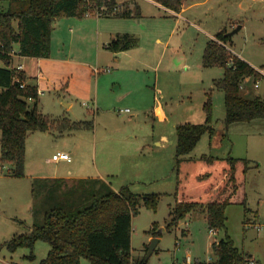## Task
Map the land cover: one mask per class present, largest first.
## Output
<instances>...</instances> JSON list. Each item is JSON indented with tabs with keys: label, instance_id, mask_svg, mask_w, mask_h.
I'll return each instance as SVG.
<instances>
[{
	"label": "rangeland",
	"instance_id": "rangeland-1",
	"mask_svg": "<svg viewBox=\"0 0 264 264\" xmlns=\"http://www.w3.org/2000/svg\"><path fill=\"white\" fill-rule=\"evenodd\" d=\"M137 1L139 16H102L108 33L100 37L96 14L56 19L52 50L61 51V56L43 61L15 59L14 65L23 62L33 67L32 74L40 70L39 108L57 123L47 131L29 134L24 177L13 176L11 165L2 162L0 130V264H36L47 257L51 245L45 240L35 243V261L27 257L31 253L28 247L13 252L6 242L42 223L49 209L79 210L106 193L101 186L118 191L125 185L140 195L161 194L157 211L142 200L140 213L133 218L135 259L146 257L154 223H158L162 236L147 264H187L189 254L192 264H220L212 241L225 230L213 233L203 218H185L180 227L167 229L177 189L176 127L183 122L206 123L204 104L209 96L214 130L205 133L186 157L234 156L261 163L249 171L246 180L248 205L257 213L246 215L242 205H231L226 225L236 246L264 264V118L227 126L224 91L215 84L224 68L203 64L208 41L225 26L229 30L244 23L232 38L231 52L264 69V0H245L242 12L234 5L237 0H198L191 7L186 4L189 8L180 17L148 0ZM239 15L243 20L237 19ZM74 21L88 23L87 31L70 32L69 24ZM63 23L67 26L60 33L63 26L58 24ZM125 31H132L138 44L120 52L107 49L112 41L109 32L118 35ZM4 66L0 59V68ZM260 76L246 82L248 90L243 89V94L264 98V75ZM32 79L37 83V76ZM28 103L30 108L35 104L33 100ZM63 118L92 122L93 127L62 129L58 123ZM162 134L173 143L156 151L154 140ZM61 150L70 152L72 160H54V153ZM70 169L72 174H68ZM55 173L64 178L51 179ZM34 174L48 179L34 178ZM186 221L190 232L183 234ZM82 262L89 264L86 259Z\"/></svg>",
	"mask_w": 264,
	"mask_h": 264
},
{
	"label": "trees",
	"instance_id": "trees-1",
	"mask_svg": "<svg viewBox=\"0 0 264 264\" xmlns=\"http://www.w3.org/2000/svg\"><path fill=\"white\" fill-rule=\"evenodd\" d=\"M153 1L174 12L183 8V0ZM2 2L6 3L5 7ZM140 10L136 0H126L121 4L118 0H0V59L5 63L0 68L1 160L11 165L13 176L26 175L29 134L47 131L57 123V120L41 112L39 87L28 83L27 73L12 65L15 46H19L15 52L17 55L47 58L52 53L56 19L83 18L89 12L130 18L139 16ZM229 32L226 26L222 28L208 41L203 52L205 67L224 68L223 77L215 80V84L224 91L227 126L233 122L264 118V99L243 94L242 87L247 77L259 79L262 74L248 61L231 52L232 37ZM138 42L137 36L123 33L116 35L107 48L120 52L133 48ZM22 84H25L24 87ZM29 99L35 102L32 108L29 107ZM204 110L206 123L183 122L176 127L177 189L167 229L178 226L193 212H203L209 229L226 230L223 238L213 242L217 262L249 264L254 256L235 245L227 231L226 209L229 205H242L246 215L254 212L248 205L246 180L249 171L258 167L259 163L234 156L186 157L202 136L211 131V96L205 102ZM59 121L58 126L62 129L93 127L92 122H77L68 118ZM105 191L79 210L61 206L49 209L42 223L34 224L29 232L15 235L6 242L7 247L13 252L28 247L31 253L27 257L35 261V243L38 240L47 241L51 249L47 257L36 264H83V259L89 264H147L149 246L143 259L133 256V218L138 215L142 200L147 208L157 211L161 194L140 195L127 185L118 191L107 186ZM155 225L152 234L154 238L161 237L162 231H157Z\"/></svg>",
	"mask_w": 264,
	"mask_h": 264
},
{
	"label": "crops",
	"instance_id": "crops-1",
	"mask_svg": "<svg viewBox=\"0 0 264 264\" xmlns=\"http://www.w3.org/2000/svg\"><path fill=\"white\" fill-rule=\"evenodd\" d=\"M119 1V4H121L122 2H124V1H126V0H124V1H121V0H118ZM148 1H150V2H152V3H154V4H156V5H158V6H160V7H163V6H161L160 4H158L157 2H155V1H153V0H148ZM191 1V2H190ZM206 1V0H205ZM244 1L245 0H237V3L238 4H236V3H234V5H237V7H238V9L242 12L243 10H245V8H244V6H245V4H244ZM254 0H252V2H253ZM256 1V0H255ZM133 2V1H132ZM136 2L139 4V2L136 0ZM189 3V7H191V5H193V4H195V3H198V0H183V8H182V10L180 11V12H174V11H171V10H169V12L170 13H172L173 15H177V16H181L182 14H183V12H185V10L186 9H188L189 7H186V4H188ZM140 5V4H139ZM141 8V7H140ZM164 9H167V8H165V7H163ZM94 14H96L97 16V22H96V26H97V29H96V31H97V35H98V37H100V36H102L103 34H105L108 30H107V28H106V25H104L103 24V22H102V19H101V17H102V15H99V13H91L90 15H89V17H92V15H94ZM124 19H127V18H124ZM232 19V18H231ZM237 19H241V17H240V15L239 16H237ZM241 20H243V19H241ZM96 21V20H95ZM71 24H73V26L75 25V27H73V26H70ZM239 24H241V23H239ZM88 23H81V24H77L75 21L73 22V23H70L69 24V31L70 32H73V33H76V32H78V34H83L84 33V31H87V28H88ZM58 26H63V28H61V30H60V33L62 32H64V30H65V27L67 26V23L66 24H58ZM233 27H230V29H229V31H232V28H236L237 26H238V24L236 25V24H234V25H232ZM243 26H244V23L243 24H241V29L243 28ZM54 28H58L57 26L56 27H54ZM107 30V31H106ZM239 32V31H238ZM108 33V32H107ZM125 33H129V34H133L134 35V33H132V31H130V32H128V31H125ZM237 33V32H236ZM121 34H123V33H121ZM109 36L111 37V39L113 40L115 37H116V34L114 35L112 32H109ZM234 36V35H233ZM233 36H232V38H233ZM59 37H60V35H59ZM214 37V36H213ZM158 40L159 41H161V39L160 38H158ZM107 44H109V42L107 43ZM107 44H106V47H107ZM18 48H19V46L18 45H16L15 46V50L16 51H18ZM108 49V48H107ZM233 51V50H232ZM233 53H235L234 51H233ZM61 51H56V52H53V50H52V53H51V56L50 57H47V58H49V59H51V60H53L54 58L53 57H55V56H57V57H59V56H61ZM235 54H237V53H235ZM237 55H239V54H237ZM240 56V55H239ZM20 57H24L25 59H29V58H31V59H38L39 61H43V59L44 58H40V57H28V56H20V55H15L14 56V59H13V66L14 67H17L18 65H23V68H22V70H24L26 73H27V75H28V77H29V79L27 80V82L28 83H30V84H35V85H37L38 87H39V82H38V80H39V75H40V70L38 71V73H37V75L36 74H32L31 73V69L33 68V67H29V66H25V64H23V62L22 63H20V64H18V65H14V62H15V59L16 58H20ZM241 57V56H240ZM116 61L117 62H119V59L118 58H116ZM247 61V60H246ZM96 68H94V70H95ZM96 72V71H95ZM34 76H37V83L36 82H34L33 81V79L32 78H34ZM252 77H247L246 79H245V82H244V84H245V87L243 88V89H247L248 90V86H247V84L250 82H248V80H250ZM246 82H248V83H246ZM255 83H256V81H255ZM257 88H259V87H257ZM39 91H40V88H39ZM40 96H41V92H40ZM260 97H262V96H260ZM263 98V97H262ZM264 99V98H263ZM29 100H32V99H29ZM28 100V101H29ZM39 102H40V100H39ZM255 120V119H254ZM253 120H251V122H252ZM211 131H210V133H212L213 132V130H214V127H213V124H211ZM1 136H2V134H1ZM29 138V137H28ZM155 143H156V145H157V147L155 148V150L156 151H161V150H163L166 146H168V145H171L172 143H173V139H171V138H169L168 136H167V134H162V135H160L159 137H157V138H155ZM28 141H27V148H28ZM61 151H65V152H68V151H66V150H61ZM58 152H60V151H58ZM70 153V152H69ZM54 154H56V153H54ZM71 154V153H70ZM27 155H28V149H27V152H26V166H25V172H26V170H27V166H28V160H27ZM56 161H60V160H56ZM261 165V163L259 164V166ZM68 174H72V170L70 169V170H68ZM27 175V174H26ZM25 175V176H26ZM33 177L34 178H38V177H41V178H43V179H48V177L47 176H45V175H41V174H34L33 175ZM51 179H63L64 177H62V176H58L56 173L55 174H53V175H51V177H50ZM102 190H106V188L104 187L103 188V186H101L100 187ZM113 189V188H112ZM114 190V189H113ZM229 206H231V205H229ZM229 206L227 207V209L229 208ZM173 208V207H172ZM227 209H226V211H227ZM252 209V208H251ZM253 210V209H252ZM46 213V212H45ZM139 213H140V207H139ZM254 213V212H253ZM171 214V213H170ZM44 216H45V214H44ZM199 218H203V219H205V220H207L206 219V214L205 213H203V212H193V213H191V214H189L187 217H186V220L187 219H194V220H196V219H199ZM44 219V218H43ZM182 222V221H181ZM180 222V223H181ZM180 223H179V225H180ZM186 224V227L185 228H183L182 229V233L183 234H188L189 232H190V229H189V222L188 221H186L185 222ZM176 226V227H180V226ZM156 229L159 227V224L158 223H156ZM227 226V225H226ZM32 229V228H31ZM213 233H219V232H221V231H224V230H214V229H210ZM225 233H226V230H225ZM225 236V234L221 237V238H223ZM152 237V235H150V237L149 238H151ZM154 237V236H153ZM160 239H161V237H159ZM221 238H219V239H215V240H213L212 241V248H213V242L214 241H217V240H220ZM177 241H178V239H177ZM176 241V242H177ZM235 245H236V243H235ZM238 247V246H237ZM239 248V247H238ZM240 249V248H239ZM241 251H243V250H241ZM252 254V253H251ZM253 256H254V254H253ZM254 259L257 261V259L255 258V256H254ZM257 264H258V261H257Z\"/></svg>",
	"mask_w": 264,
	"mask_h": 264
},
{
	"label": "built area",
	"instance_id": "built-area-1",
	"mask_svg": "<svg viewBox=\"0 0 264 264\" xmlns=\"http://www.w3.org/2000/svg\"><path fill=\"white\" fill-rule=\"evenodd\" d=\"M97 13V12H96ZM91 14V12H89V13H87V15H90ZM99 15H101V13H99ZM16 50H14L12 53H13V56H15L16 55ZM17 69H19V70H22V68H23V65H18L17 67H16ZM256 69L262 74V75H264V69L263 68H257L256 67ZM95 71L96 72H100V69L99 68H96L95 69ZM245 82V81H244ZM244 82H243V84H242V87L244 88ZM24 85L25 84H22L21 86L22 87H24ZM255 86L256 87H258L259 86V82H257L256 84H255ZM125 111H130L129 109H125ZM53 159L54 160H67V161H71L72 160V156H71V154L69 153V152H65V151H60V152H57L56 154H54L53 155ZM176 244L178 245L179 244V240L176 242ZM186 263L187 264H192L193 263V259H192V257H191V255L189 254L187 257H186ZM249 264H257V261L254 259V258H252L251 260H250V263Z\"/></svg>",
	"mask_w": 264,
	"mask_h": 264
},
{
	"label": "water",
	"instance_id": "water-1",
	"mask_svg": "<svg viewBox=\"0 0 264 264\" xmlns=\"http://www.w3.org/2000/svg\"><path fill=\"white\" fill-rule=\"evenodd\" d=\"M241 29V25L237 26L235 29L229 32L230 36L232 37L236 32H238ZM160 241L159 237H155L152 239V242L149 244L147 257H149L155 250L156 246L158 245Z\"/></svg>",
	"mask_w": 264,
	"mask_h": 264
}]
</instances>
